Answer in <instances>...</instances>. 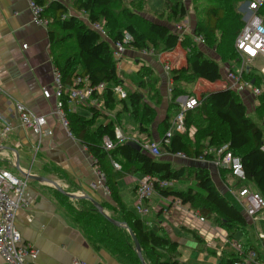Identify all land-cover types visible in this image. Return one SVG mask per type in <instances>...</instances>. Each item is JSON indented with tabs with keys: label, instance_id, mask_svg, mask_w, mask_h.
<instances>
[{
	"label": "crops",
	"instance_id": "1",
	"mask_svg": "<svg viewBox=\"0 0 264 264\" xmlns=\"http://www.w3.org/2000/svg\"><path fill=\"white\" fill-rule=\"evenodd\" d=\"M240 10L245 11L244 16L246 17L248 0L240 3ZM200 45L207 56L220 60L216 52L212 54L206 52L204 47L207 45L204 43ZM178 48L181 47L175 50L177 51ZM132 52H127V54ZM140 54L135 57V63H132L134 57L132 58L129 54L119 62L118 67L121 68L125 90L142 93L145 101L154 110L155 116L150 123L145 125L146 129H142L141 123L135 118L129 97L121 99L117 94H115L116 104L112 108H107L105 99L102 98L103 94L100 97L102 107L96 106L93 101L82 104L68 99L67 112L70 115L81 116L88 121L91 132L97 130L101 124L107 125L113 121L115 132L119 129L124 136L122 143H130L135 150L138 148L133 142L138 144L147 141L159 142L162 155L157 158L171 162L176 168L184 166L208 168L219 190L228 198L231 195L239 203L235 195L239 186L238 179L227 168L216 166L211 159L202 160L199 157L189 156L183 158L178 155L183 152L174 153L163 149L165 136L163 122L167 118L173 122L179 112L177 106L171 103V87L174 84L172 70L174 68L167 70L159 54ZM144 64L153 69L154 76L157 77L156 88L158 90H154L147 83L142 86L143 76L140 72ZM242 65L240 58L221 63L223 78L216 82L200 78L195 83L188 84L187 88L193 93L191 96L200 98L202 93L229 88L227 85L230 83L228 68L239 70ZM248 65L244 71L245 74L243 73L245 80L250 71L257 70L255 66ZM54 68L49 26L39 25L33 21L30 1L0 0V112L11 120L14 128L8 138L2 141L0 154L8 153V156H3L5 160H0V167L18 176H25V173H29L28 188L25 192L29 204L18 210L15 224L22 234L23 243L32 244L38 250V256L33 261L35 264H118L109 252L102 248L97 249L93 245V239L106 225L104 219L106 216L96 208L95 202L101 204L103 211L110 216L111 209L104 204L117 206L115 198L122 201L128 209L136 212L148 228L173 240L176 243L177 258L181 253L182 262L194 264L191 259L195 257L193 256L195 253L197 261L205 263L206 258L202 253H196L194 250H203L197 240L199 239L203 245V241L205 242L206 237L210 235L208 233H218L217 235L223 240L227 238V241L232 244V247L228 242H224L221 247L218 245L215 254L220 256L221 260L223 255L234 253L232 241L238 235L247 237L249 241L246 244L254 246L261 260H264V236H261L262 233L264 234V230L262 231L264 210L260 212L257 219H254L246 214L241 206L248 221L247 232L245 234L239 230L232 238L228 237L226 230L207 219L202 222L198 217L200 213L198 209L190 204L175 205L172 197H164L157 191L146 201L150 206V213L140 215L135 210V203L138 200L137 186L146 175L140 171L128 169L126 159L121 154L115 157V161L121 165L120 169H115L109 156L103 161V166L114 179L112 180L114 192L109 188H104L100 183L93 187L92 183L99 180L94 153L86 142L70 132V125L66 128L62 124L55 113L59 99L55 95ZM130 71L135 75L133 81L123 77L125 72ZM202 84L208 88L203 89ZM191 86H193L192 89H190ZM150 88L153 89L151 92ZM45 89L50 90L49 97L45 96ZM238 92L247 106L250 104L254 111L256 100L251 101L254 97L252 90L245 88ZM188 94L190 93L182 95ZM17 102L26 105L38 114H44L53 134L45 135L39 140L31 128L23 126L16 112ZM81 108H87L90 115L82 113ZM96 112L100 113L96 114ZM123 112L135 118L139 125L138 131L143 135L134 136L124 131L121 120ZM105 136L101 140L104 148ZM114 171H120L122 175L115 174ZM246 182L249 188L252 185L257 189L253 182L249 180ZM172 185L176 190L189 187L197 189L196 182L192 179L173 180ZM129 202H132V206ZM252 232L258 238V245L252 241L254 239V236H251ZM184 247L187 248L184 249ZM0 264H8L1 254Z\"/></svg>",
	"mask_w": 264,
	"mask_h": 264
},
{
	"label": "trees",
	"instance_id": "2",
	"mask_svg": "<svg viewBox=\"0 0 264 264\" xmlns=\"http://www.w3.org/2000/svg\"><path fill=\"white\" fill-rule=\"evenodd\" d=\"M41 8V16L49 20L51 53L55 67L62 73L63 84L72 86L77 77H88L92 85L107 82L108 88L102 98L107 108L116 104L114 85H123L118 60L114 56V42L125 41L129 34L131 39L126 46L134 50L153 47L156 52L175 50L181 47L186 51L184 62L172 70L171 103L180 110L177 101L182 94L192 91L188 84L204 78L216 82L223 78L221 63L236 60L239 53L235 47L227 50L225 41L236 40L243 28L244 14L240 3L245 0H195L196 26L194 34L202 35L204 44L214 48L219 59L206 55L192 34H180L172 21L184 18L188 9L183 0H158V6H152L151 0L146 5L153 8L156 17L144 12L141 0H34ZM158 8H162L159 10ZM158 15V16H157ZM259 15L264 21V3L260 6ZM101 23L106 35L91 24ZM221 62V63H220ZM246 76L262 93L256 97L254 112L264 124V74L257 70ZM141 75L144 83L156 88L157 77L149 65H143ZM150 88L151 92L153 89ZM132 102L133 114L141 123L142 129L154 118V110L138 91L127 92ZM66 95L62 98L66 110ZM241 94L235 89L224 88L202 93L200 104L186 112L187 131L176 133L169 144L163 141V149L168 152H183L189 157L204 156L213 159L214 153H207L208 148H218L229 143V149L241 157L247 181H251L264 196V129L252 118ZM100 113V112H99ZM96 112V114H99ZM70 132L86 142L94 153L95 165L106 176V185L114 192L113 177L103 166V161L110 157L112 165L117 154L125 157L127 168L140 171L145 175L156 176L163 180H187L196 182L197 189L189 187L176 190L173 185L161 187L156 184V191L164 197L180 198L183 204L198 209L211 223L227 231L228 237H234L237 231L247 232L248 221L242 209L223 194L215 184L210 170L201 166L176 168L171 162L163 161L152 153L141 149L135 150L130 143H122L115 135V123L101 124L91 132V126L83 117L70 115ZM92 121V120H91ZM94 121V119H93ZM92 121V124L94 123ZM172 121L163 122V133L166 134ZM108 135L115 143L112 149L106 150L101 143L103 136ZM165 137V136H164ZM102 165V167H101ZM116 169V167H115ZM230 173L231 171L227 169ZM115 174L122 175L120 171ZM232 174V173H231ZM233 175V174H232ZM234 176V175H233ZM111 177V178H110ZM235 177V176H234ZM238 179V178H237ZM245 180L238 179L237 189L246 187ZM112 207L110 217L124 225L115 224L105 217L106 225L93 239L97 249H105L118 264H184L175 253L176 243L167 236L160 235L148 228L136 212L128 209L122 201ZM138 238L144 261L140 258L133 234ZM246 234V233H245ZM197 237L198 234H196ZM245 254L255 247L243 243ZM240 255L234 251L223 255L219 264H234ZM261 260L258 254L257 261ZM252 264H255L254 262Z\"/></svg>",
	"mask_w": 264,
	"mask_h": 264
},
{
	"label": "built area",
	"instance_id": "3",
	"mask_svg": "<svg viewBox=\"0 0 264 264\" xmlns=\"http://www.w3.org/2000/svg\"><path fill=\"white\" fill-rule=\"evenodd\" d=\"M29 1L33 21L39 25L48 26L49 20L41 16L42 8L34 0ZM263 3L264 0H248V12L246 14L245 24L235 40V47L242 57L243 65L239 70L228 68V78L230 80V83L227 84L228 87L237 91L250 88L256 96L262 93V88L255 85L253 81L245 80L243 73L246 70V66H249L248 64L256 59H262L264 64V21L259 15L260 6ZM91 25L103 35H106V29L103 24L93 23ZM178 28L181 30V34L188 33L186 30L187 27L179 26ZM193 36L198 43H204L205 39L202 35L194 34ZM130 39V35L127 34L124 42L120 40L114 42L113 53L116 60H120L123 57V54L127 51L126 43ZM144 52H149L150 54L154 53V51L150 49H144ZM165 68L170 70L171 67L169 63H165ZM261 70L264 71V66ZM53 74L56 86L55 95L59 99L55 113L66 128H69V120L66 115V110L63 108L62 98L64 95H66L69 101L82 104H85L87 101H93L96 106L102 107L100 97L109 86L107 82L92 85L88 77L79 76L72 86H66L63 84L62 73L58 68H54ZM112 88L119 98H127V91L123 85H114ZM44 94L49 97L51 92L49 89H45ZM177 101L180 104V110L165 134L163 141H165L166 144L170 143L171 138L176 133H184L187 131L185 120L186 112L200 104V98L191 95L179 96ZM15 108L21 124L31 128L38 136L39 140L45 135L53 134V130L47 125V117L44 114H38L20 102L15 104ZM13 129L11 120L0 112V147H2V141L8 138ZM115 135L120 141L124 138L119 129L116 130ZM140 145L143 150L155 156L162 155L159 142L147 141L140 143ZM104 146L106 149H112L115 143L106 135L104 137ZM262 147L264 149V144ZM207 153L215 154L211 161L216 166L227 168L236 178L247 181L241 157L235 155L229 149V143L218 148H208V150L205 151V154ZM178 155L183 158L187 157L185 153H178ZM199 159L204 160L206 158L200 156ZM114 165L117 169L121 168L118 162H115ZM95 166L97 167L99 180L93 182L92 186L96 187L97 183H100L104 188L106 187L108 189L105 174L99 170L98 165ZM156 184L161 187H168L172 185V181L146 175L145 178L139 182L137 186L138 200L135 203V210L140 215L150 213V206L146 201L156 192ZM27 188L28 177L26 175L18 176L12 171L0 167V254L8 264H35L33 261L38 256V250L32 244L23 243L22 234L15 224L18 210L22 206H27L29 204L25 197ZM235 195L245 213L252 218L257 219L260 212L264 210V196L259 191L252 190L246 186L238 189ZM173 200L175 205H182V200L180 198H175ZM198 217L202 222L206 221V218L200 213H198ZM261 236H264V234H261ZM232 242L234 250L240 255V259L236 260L234 264H252L253 262L255 264H264V260L257 261L258 253L256 250H250L245 254L243 243L239 241Z\"/></svg>",
	"mask_w": 264,
	"mask_h": 264
},
{
	"label": "rangeland",
	"instance_id": "4",
	"mask_svg": "<svg viewBox=\"0 0 264 264\" xmlns=\"http://www.w3.org/2000/svg\"><path fill=\"white\" fill-rule=\"evenodd\" d=\"M141 1L143 2V9L145 10L144 12H147L148 14H150L149 15L150 17H153V16L156 17V14H154L153 8H151L149 5H146V0H141ZM194 1L195 0H183L186 8L188 9L187 15L184 18L180 19L179 21H172L173 26L176 28V30L178 32H180V34H181V30L178 28L179 26H181V27L182 26L187 27L186 30H187L188 33L189 32L190 33L194 32L193 27H194V25H196V18H197V16H196L197 10H196V8L194 6V3H193ZM157 2H158V0H151L152 6H155L157 4ZM157 6H158V4L155 7H157ZM158 9L159 10H162V8H158ZM242 12H243V14H245V11H242ZM151 15H153V16H151ZM245 18L246 17L244 16L243 19L245 20ZM193 34L194 33H192V35ZM234 43H235V40L230 39L228 41H225L224 45L226 44L227 50H230L231 48H234V47H232V46H234ZM201 44H203V43H201ZM201 47H202V45H201ZM126 48H127V51L123 54V57L120 60H118V64H119L120 61L124 60V57H128L129 54L132 56V58L134 57L132 59V63H135V61H136L135 60V57L137 56V54L138 55H141L140 53H142V54H150L149 52H146L145 53L144 52V49H142V50H134V49H130L128 47H126ZM204 48L207 50L206 52H208L209 54H212V53H215L216 52L214 48H211V47H208V46L207 47H204ZM146 49L153 50L155 54L154 53H151V54H154V55H156V54L162 55V58L161 59L163 60V62L169 63V65L171 67L170 70H172V68H174L173 66L177 67L179 65L178 63H180V65H182V63L184 62V56H185V52L186 51L183 48H178L177 51L176 50H173V51L172 50H164V51H160V52H156V50L152 46L149 47V48H146ZM130 51H133V52L127 54V52H130ZM137 51H139V52L137 53ZM134 52H136V53H134ZM125 54H127V56ZM218 57L219 56H217V58ZM239 57L242 60V57L240 55H239ZM154 58H156V57H154ZM250 65H251V67L255 66L257 68V71L258 72L264 74V71L261 70V68L264 66L262 59H256L255 61L250 62ZM119 69L121 70V68H119ZM132 73H133L132 71L125 72L124 75H123V77L126 80L133 81V79L135 78V75H134V73L133 74ZM252 73L253 72H251V74ZM53 76H54V74H53ZM247 80H249V79H247ZM197 87H199L198 84H197ZM192 88H193V86H191L190 89H192ZM202 88L203 89H206L208 87L206 85L202 84ZM171 91H172V87H171ZM256 97H258V96L254 95V97L252 98L251 101L256 100ZM248 106H249L248 107L249 114L255 120H257L260 123V125L263 127V129H264V124L256 117V114L251 109L250 104H248ZM80 111L82 113L88 115V116L90 115V111L87 108H81ZM121 120H122V127H123V129H124L125 132L128 131V133H130V134H132L134 136L135 135L136 136L143 135L140 131H138L139 125H138L137 121L135 120V118L133 116L131 117V115H129L127 112H123L121 114ZM3 156L7 157L8 156V153H2V154H0V160L1 159L2 160H5V159H3ZM212 174H214V173L212 172ZM249 184H250V182L248 183V185ZM250 188L252 190H257L252 185L250 186ZM229 199H231L240 209L242 208L241 205L238 202H236V200L234 199V197H232L230 195ZM131 203L132 202H129L130 205H131ZM263 230H264V223L262 224V231ZM208 234H210V235H208ZM208 234H207L208 237H206V241L205 242L203 241V245H202V242L199 239L197 240L198 243L203 248V250H201L202 252L200 250H194V251L196 253H202V255L206 258V261H205L204 264H218L219 261L221 260L220 256H217L215 254V252L217 251L218 245H219V247H221L222 244H224V242L226 243L228 241H227V238L223 240L222 237H220V236L217 235L218 233H216V234L208 233ZM251 236L252 237L254 236V239L252 240L253 243L256 244V245H258L259 244V241H258V238H257L256 234L254 232H252ZM233 241H241L243 243H247L249 240L245 236L243 237L242 235H238L236 238H234ZM228 244L232 247V244L230 242H228ZM186 248L187 247H184V249H186ZM213 249H215L214 252H212ZM221 251H222V249H221ZM193 256L196 257V254L194 253ZM195 257H193L191 259V262H193L194 264H202V263H199ZM178 258L179 259H182L181 253L178 254Z\"/></svg>",
	"mask_w": 264,
	"mask_h": 264
},
{
	"label": "water",
	"instance_id": "5",
	"mask_svg": "<svg viewBox=\"0 0 264 264\" xmlns=\"http://www.w3.org/2000/svg\"><path fill=\"white\" fill-rule=\"evenodd\" d=\"M133 144H134L138 149H142V147H141L140 144H138V143H136V142H133ZM1 149H2V147H0V150H1ZM25 175L28 176L29 173H27V174L25 173ZM95 206H96V208H97L102 214H104V215L107 217V219L110 220L111 222H114L115 224H119V225H124V226H126L125 223H122V222H120V221H118V220H115V219L111 218L108 214H106V213L103 211V206H102L101 204H99L98 202H95ZM129 230H130L131 234H133V236H134L135 243H136V250H137V252H138L140 258L144 261V258H143V255H142V249H141L140 242H139L138 238L135 236V234L131 231L130 228H129Z\"/></svg>",
	"mask_w": 264,
	"mask_h": 264
}]
</instances>
